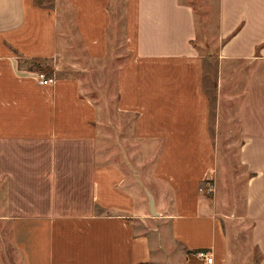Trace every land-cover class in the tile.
Returning a JSON list of instances; mask_svg holds the SVG:
<instances>
[{"label": "crops", "instance_id": "1", "mask_svg": "<svg viewBox=\"0 0 264 264\" xmlns=\"http://www.w3.org/2000/svg\"><path fill=\"white\" fill-rule=\"evenodd\" d=\"M217 8L209 35L190 0H0V181L21 264H209L198 252L230 264L200 38L216 51L218 102L235 111L242 218L264 264V0ZM119 62L118 154L107 102L60 75Z\"/></svg>", "mask_w": 264, "mask_h": 264}, {"label": "rangeland", "instance_id": "2", "mask_svg": "<svg viewBox=\"0 0 264 264\" xmlns=\"http://www.w3.org/2000/svg\"><path fill=\"white\" fill-rule=\"evenodd\" d=\"M39 3L42 0H37ZM54 0H44V3L53 5ZM193 2L196 8L197 17L199 21V29L203 31L205 27L204 21L207 19V29L209 35L215 32L214 24L217 20V0H190ZM71 33L72 29L66 31ZM71 35V34H70ZM199 49L201 56L204 57L205 65V83L204 87L211 100V128L213 135L216 139L217 149L220 155L221 169L218 174V188L219 196L221 200L225 201L226 204L222 206L221 211L224 212L223 218L225 219V226L229 236V251H230V264H259L260 258L257 249H255L250 240L251 226L252 223L245 218H242L244 213V202H245V181L246 173L243 168H240L237 161L238 150L241 145V140L237 134V125L234 119V110L231 104H223L218 102V91L215 88L218 63L217 55L215 54V48L205 46L203 38H200ZM113 64L111 67L110 74L103 73L101 67H95L92 72L85 70H66L63 75L71 73L72 76L81 78L84 81L85 91L89 96L94 99L97 103L105 105L107 102L108 107L105 112V116H108L113 123H115L110 129L113 135V141L109 147L110 152H119L122 146L119 144V140L116 137V132L123 131L122 119L119 118L117 112H115V78L116 72L119 69V65ZM49 64V63H48ZM50 65V64H49ZM45 67L48 65L45 63ZM77 71V72H76ZM102 71V72H101ZM47 77L48 76L46 74ZM110 80L111 89L107 91L106 96L109 98L108 101L104 100L103 89L108 86ZM226 93V92H225ZM224 93V96H225ZM128 141V142H127ZM124 146L130 145L129 139L125 138L120 141ZM101 149L104 147V143L100 142ZM114 157V156H113ZM116 158V157H115ZM120 157H117L119 159ZM141 158V157H140ZM234 180H233V179ZM146 180V179H145ZM5 182V183H4ZM0 181V258L3 264H21L20 257L17 252L13 250L11 243V224L12 219L7 218L12 216L11 209L9 207V192L10 189L7 187V181ZM221 195V196H220ZM23 200L22 197L16 198V204L14 208L19 206ZM13 206V205H12ZM235 213V217L232 214ZM229 217V218H226ZM151 221L150 228H159V222L155 221L154 218H149Z\"/></svg>", "mask_w": 264, "mask_h": 264}, {"label": "built area", "instance_id": "3", "mask_svg": "<svg viewBox=\"0 0 264 264\" xmlns=\"http://www.w3.org/2000/svg\"><path fill=\"white\" fill-rule=\"evenodd\" d=\"M39 81L42 83V84H51L54 82V78L52 77H47L45 74H42L40 73L39 74ZM213 182V174L211 172H208L206 175H205V178H204V183L209 185L208 186V192L209 193H212L214 190H213V186H212V183ZM196 255L200 258H204L206 259V261L209 263V264H212L213 263V257H211L208 253L206 252H198L196 253Z\"/></svg>", "mask_w": 264, "mask_h": 264}]
</instances>
